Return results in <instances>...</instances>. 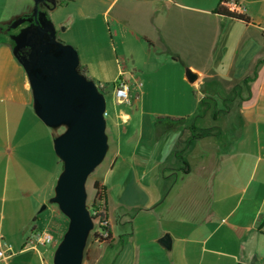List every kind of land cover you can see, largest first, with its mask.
Wrapping results in <instances>:
<instances>
[{"label": "crops", "instance_id": "crops-1", "mask_svg": "<svg viewBox=\"0 0 264 264\" xmlns=\"http://www.w3.org/2000/svg\"><path fill=\"white\" fill-rule=\"evenodd\" d=\"M231 1L249 24L217 15L222 0H69L47 10L52 20L54 10L66 8L83 23L100 17L116 60H131L134 68L113 82L125 81L141 110L118 115L125 132L108 131L113 162L108 179L98 182L119 220L136 209L148 228L119 222L123 239L108 219L113 243L101 259L106 264H264V0ZM32 8L33 0H0L2 32ZM73 25L60 23L64 32ZM11 42L0 38V264H51V248L31 236L48 232L37 221L43 206L54 207L49 200L62 164L53 130L33 111ZM260 60L257 79L234 94ZM186 69L197 75L194 83ZM190 124L214 135L182 146ZM51 214L64 235L66 218L56 207ZM165 235L169 249L160 243Z\"/></svg>", "mask_w": 264, "mask_h": 264}, {"label": "water", "instance_id": "water-1", "mask_svg": "<svg viewBox=\"0 0 264 264\" xmlns=\"http://www.w3.org/2000/svg\"><path fill=\"white\" fill-rule=\"evenodd\" d=\"M56 5L57 0H33L31 13L11 22L5 33L27 24L10 36L13 55L26 74L37 118L51 130L64 129L53 139L62 170L49 204L57 206L68 226L54 251L52 264H83L95 223L87 205L86 185L109 149L106 102L97 84L78 71L77 51L57 40L47 11L40 9L50 10ZM186 77L190 83L197 80L189 69ZM45 208L46 205L41 210ZM160 243L163 248L171 247L168 235Z\"/></svg>", "mask_w": 264, "mask_h": 264}, {"label": "rangeland", "instance_id": "rangeland-1", "mask_svg": "<svg viewBox=\"0 0 264 264\" xmlns=\"http://www.w3.org/2000/svg\"><path fill=\"white\" fill-rule=\"evenodd\" d=\"M74 8L77 9V7ZM53 12L55 14L54 17H56V19L52 20L49 17L50 16L49 14H48V18L56 28L57 40H59L60 42L66 45L72 46L78 53L80 64L85 66L88 70V79L93 81L95 84L102 83V85L104 86L103 95L105 97V102H106V112L108 114L105 117L106 127H107L106 132L108 133V131L111 130V132L115 135H118L119 132H125L128 129V126L119 123L118 115H120L122 111L125 115L132 116L139 108L138 106H135L136 105L135 103H132L136 99V95L134 94L130 96L131 104L129 106L118 104L116 102L114 96L113 79L115 76H117L118 73H120L118 76L121 75L124 78H127L128 74L130 75L131 73H134V68L132 67V61L126 59H120V58L119 60H116L117 58L112 49L110 38L106 34L105 28L101 27L100 17L89 19L87 23H83L80 20V18H78L79 16L77 17L78 19H76V15L71 14L73 11L70 9L67 8L56 9ZM5 15L7 17H11V15L13 14L7 13ZM65 21H70L71 23L74 24L72 29L66 32H64L62 30V27L60 26V23ZM86 24L89 25L88 30H86L85 28ZM22 26H20L18 29H20ZM0 29L2 28L0 27ZM10 36L11 35L6 34L5 31L0 33V38L7 39L10 38ZM75 45H78L80 49L78 50V48ZM129 85L133 87L132 80H129ZM227 96L228 95L225 94V97ZM140 110L141 109H139L138 112ZM157 117L158 116H153V117L149 116L148 118L157 119ZM162 117L163 116H161L160 118L162 119ZM132 120H139V118L132 117ZM63 130H64L63 128L55 130V134L59 135L63 132ZM108 145H109V149L105 159L90 175L87 181L86 188L88 194V199H87L88 206L91 205L94 196V190L92 188L94 181L103 182L106 181V179H108L109 177V170L113 162V150H114V147L112 143L109 141V138H108ZM193 160L196 161V158H193ZM172 195L173 193L170 194L167 202L172 198ZM108 196H107L108 219L112 227V231L116 237L120 236L123 238L124 236H122V234L124 233L123 232L124 227H122L119 224V219H118V213L120 210L118 209L117 205L112 203L110 197ZM54 207L57 208L56 205H54ZM54 207H50L49 210H43V212H41V214L39 215V221H37V225L41 223L43 225V228H45L54 237V242L51 245H47V248H51L52 250V258L54 251L57 248V245L59 244V242L63 237V235H61L58 231V222L56 218H54L53 215L51 214V209ZM126 213L129 216L134 217L132 221L134 230L136 229H140L139 231L147 230L148 222L145 220L146 217L143 215H138L137 214L139 213L138 210L134 209L127 211ZM125 229H126L125 231H128L127 228ZM95 231L101 232L100 229L98 228L97 222L94 223V229L90 233V236L88 238L87 245L84 251L83 264H106L108 262V261L106 262L101 261L104 255L105 258H107L108 255L106 252L107 245L98 244L93 240V233ZM126 237H124L123 239H125ZM52 258H51V264H52Z\"/></svg>", "mask_w": 264, "mask_h": 264}, {"label": "trees", "instance_id": "trees-1", "mask_svg": "<svg viewBox=\"0 0 264 264\" xmlns=\"http://www.w3.org/2000/svg\"><path fill=\"white\" fill-rule=\"evenodd\" d=\"M68 1L69 0H57L56 7L64 5ZM229 1L230 0H222V3L216 9L217 15H219L220 17L225 18V19L241 21L243 23L249 24L250 23L249 17H247L245 14L230 10L226 6V3H228ZM55 8H51L50 10H53ZM44 11H47V10L44 8ZM27 15H29V14H27ZM27 15H23L21 17L27 16ZM47 16H48V14H47ZM13 21H11V22H13ZM11 44L14 46L13 42H11ZM262 63H263V60H260L256 64V67H255L253 73L249 77L245 78L241 85H237L233 88L234 94L239 95L241 92V88H244V87H246L248 89L250 88V84L253 83L257 79L258 71H259V68L262 65ZM78 71L83 76L88 78V70L85 66L79 64ZM97 86H98L99 90L104 94V86H102V85H97ZM114 86H115V83H114L113 87ZM172 121H175V120H172ZM53 133H54V138L56 136H58V134L57 135L55 134V130H53ZM211 135H214L213 128H198V127H195L193 124H190L189 126H186L185 129L183 130V133L180 136V144L182 146L183 145L186 146L191 141H193L195 139H201V138L211 136ZM175 156L178 159H180L181 162H183V165H185L184 170L186 171L187 170V164L182 159L181 151L180 152L177 151ZM92 188L94 190V197L92 199L91 205L88 207L90 210L91 217L94 219L95 222L98 223V228L101 231V232L95 231L93 233V240L99 244H105L107 246H111L113 243V238H112L111 228L108 224L107 197H106L105 188L103 186H101L98 181H94ZM133 218H134L133 216L125 215V216H122L120 218L119 222L121 225L130 224V223H132ZM105 234H106V236H104Z\"/></svg>", "mask_w": 264, "mask_h": 264}, {"label": "built area", "instance_id": "built-area-1", "mask_svg": "<svg viewBox=\"0 0 264 264\" xmlns=\"http://www.w3.org/2000/svg\"><path fill=\"white\" fill-rule=\"evenodd\" d=\"M226 6L233 11H236V3L229 1ZM114 96L118 104L129 103L130 101V88L128 84L123 80H118L114 86ZM108 114L104 113V117ZM106 236V234L104 235ZM32 241L35 245L47 246L54 242V237L49 232L36 231L31 236ZM9 248V247H8ZM0 257H3V252L0 250Z\"/></svg>", "mask_w": 264, "mask_h": 264}, {"label": "flooded vegetation", "instance_id": "flooded-vegetation-1", "mask_svg": "<svg viewBox=\"0 0 264 264\" xmlns=\"http://www.w3.org/2000/svg\"><path fill=\"white\" fill-rule=\"evenodd\" d=\"M42 8H45V7H42ZM25 26H27V24H24L21 28H23V27H25ZM21 28H20V29H21ZM20 29H18V31H19Z\"/></svg>", "mask_w": 264, "mask_h": 264}]
</instances>
